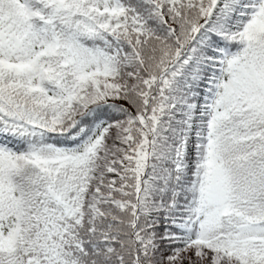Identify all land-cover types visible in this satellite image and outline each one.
<instances>
[{
  "label": "snow or ice",
  "instance_id": "snow-or-ice-1",
  "mask_svg": "<svg viewBox=\"0 0 264 264\" xmlns=\"http://www.w3.org/2000/svg\"><path fill=\"white\" fill-rule=\"evenodd\" d=\"M0 264H264V0H0Z\"/></svg>",
  "mask_w": 264,
  "mask_h": 264
}]
</instances>
